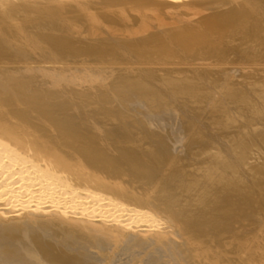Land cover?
Instances as JSON below:
<instances>
[{
    "label": "bare ground",
    "instance_id": "obj_1",
    "mask_svg": "<svg viewBox=\"0 0 264 264\" xmlns=\"http://www.w3.org/2000/svg\"><path fill=\"white\" fill-rule=\"evenodd\" d=\"M0 264H264V0H0Z\"/></svg>",
    "mask_w": 264,
    "mask_h": 264
}]
</instances>
